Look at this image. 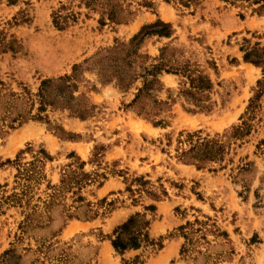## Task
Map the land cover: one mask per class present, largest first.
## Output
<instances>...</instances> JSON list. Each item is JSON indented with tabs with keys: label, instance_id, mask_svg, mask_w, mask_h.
<instances>
[{
	"label": "rangeland",
	"instance_id": "1",
	"mask_svg": "<svg viewBox=\"0 0 264 264\" xmlns=\"http://www.w3.org/2000/svg\"><path fill=\"white\" fill-rule=\"evenodd\" d=\"M256 7L221 0H0V186L6 185L0 188V264H122L137 255L143 264H161L166 252L165 264H264V63L245 62L240 50L264 47V8L256 13ZM158 20L171 26V36H147L133 51L129 40ZM161 53L168 67L209 79V111L193 110L178 94L186 79L165 72L158 77L161 90L131 104L142 78L120 90L112 72L125 81L141 76ZM74 65L80 68L68 84L80 98L70 100L57 79L72 75ZM47 79L53 81L44 95L56 107L42 120L30 119ZM259 82L250 133L231 141L223 162L197 169L177 158V148H187L178 145L180 134L221 136L239 124ZM153 98L170 105L156 118L164 120L161 126L136 113L156 110ZM65 102L94 108L80 120L62 108ZM40 149L51 157L44 163L51 184L71 153L84 161L97 153L101 166L117 172L84 190L94 218L86 207L66 222L60 207L48 214L36 201L44 197L45 181L28 204L4 200L16 172L7 160L22 152V161H29ZM247 162L249 169L239 172ZM136 177L159 200L126 191ZM102 198L111 204L96 205ZM148 204L156 206L150 235L162 248L117 255L109 241L113 228ZM26 214L31 217L24 223ZM187 222L185 239L179 227Z\"/></svg>",
	"mask_w": 264,
	"mask_h": 264
},
{
	"label": "trees",
	"instance_id": "2",
	"mask_svg": "<svg viewBox=\"0 0 264 264\" xmlns=\"http://www.w3.org/2000/svg\"><path fill=\"white\" fill-rule=\"evenodd\" d=\"M224 2H229L231 4L235 3H246L249 6H257L254 8V12L260 13L264 8V0H221ZM149 5V3H148ZM87 6V5H85ZM111 18V16H110ZM172 34L171 26L168 23H163L158 20L152 24H147L141 27L139 32L134 35L128 42V45L133 47L134 50L139 49V44L143 38L147 36H159V37H169ZM240 50L243 53V60L245 62H250L256 66H261L264 63L262 57L264 56V47H259V44H254L253 46H242ZM162 54H160L157 64H150L148 67L143 68L141 76L137 73L129 76L128 80L125 81L123 75L118 71H113L112 76L116 81V85L120 90H126L129 88L137 78H142V85L137 89L131 104H135L142 96L148 95L149 92L159 91L162 89V84L159 82L158 77L162 72L177 74L181 78H185L186 81L183 82L184 88H181L178 92L179 95L184 96L188 103L193 105V110L196 111H209L211 109V104L209 103V98L204 92H209L211 89L210 81L204 75L197 73L193 74L189 68H176L168 67L165 62H163ZM138 55V54H137ZM139 56V55H138ZM141 58H147L148 56L143 55ZM80 68L79 65H74L72 68V75L60 77L57 79L61 90H67L69 92L68 99H78L80 97H74L73 90L75 88L74 84H68L76 76L77 70ZM264 71V68H263ZM53 80L47 79L42 81L39 92L36 94L38 106L36 108V113L30 116L33 120H42L46 118L43 115L48 107H56L53 101H48L45 98V88L52 83ZM262 90L261 82L258 83V89L256 90L255 96L249 100L247 106V116H242L241 122L237 125L231 126L224 134L215 135L213 137L201 136L199 131L187 132L184 135L180 134L177 143L179 146L186 144L187 148H177V158L188 164H193L197 169L204 168L206 164L214 163L220 164L223 162L225 156L228 154L230 143L232 140H239L250 133L251 123L255 105L254 102L258 94ZM152 104L156 110H149L147 112H136L138 115L147 119L154 126H161L165 122L163 119L156 120L157 116L163 110H169V103L167 101H160L153 98ZM62 108L68 109L71 116L77 117L80 120H84L88 117L94 105H72L70 102H65ZM26 120V119H23ZM264 145V141L260 142ZM264 151V146L261 148ZM19 152L14 160H7L8 163H12L16 169L14 174V186L10 194L4 197V200L11 203L28 204V201L33 197L34 189L36 190L44 181V197L41 198L37 196L36 201L42 204V207L47 210L49 214L50 211L56 207L61 208V212L64 217V221L79 219L78 211L83 207H86L89 218H94L97 215L95 210H92V203L87 200L84 195V190L91 185L97 187L101 186L102 183L108 178V174H117L114 170H106L107 166H101L98 154L94 153L92 158L88 161L81 160L79 157L75 156L74 153L70 154L72 161L68 163L65 168H63L60 178L57 184H51L49 180H46V175L44 173V163L46 160H50L51 157L43 150L40 149L36 151L29 161H22ZM86 164L94 165V170L85 171L84 166ZM250 167V163H245L239 168V172L246 171ZM122 173V171H119ZM145 182L141 178H132L126 187V191L129 193H146L153 197L155 200H159L160 196L155 192H151L144 188ZM135 185L136 188H132ZM6 186V185H4ZM0 186V188L4 187ZM69 201V202H68ZM138 198H133L132 202L136 203ZM106 203V198L98 200L96 205H101ZM110 205L111 203H106ZM38 206L34 205L31 208L36 209ZM143 212H135L131 214L124 222L115 226L109 236V241L114 252L123 256L125 252L130 250H140L150 248L151 252H155L162 248L161 243H157L154 238L150 235V227L153 221V216L156 211L155 204H148L143 206ZM35 213V211H34ZM147 215H150L147 218ZM31 215L26 214L25 222H28ZM49 217V216H48ZM197 222V220H195ZM189 226L191 228L192 224L187 222L186 225L179 227L182 230V236L186 239L187 233L184 232L185 228ZM23 228V224L21 225ZM184 245L180 248V254L183 252ZM4 251L3 254H6ZM144 260L140 256H135L131 261H126L122 258V264H143Z\"/></svg>",
	"mask_w": 264,
	"mask_h": 264
},
{
	"label": "crops",
	"instance_id": "3",
	"mask_svg": "<svg viewBox=\"0 0 264 264\" xmlns=\"http://www.w3.org/2000/svg\"><path fill=\"white\" fill-rule=\"evenodd\" d=\"M168 254H169V252H166V253H164V255L161 256V258L159 259L161 264H165L166 263V259H167Z\"/></svg>",
	"mask_w": 264,
	"mask_h": 264
}]
</instances>
